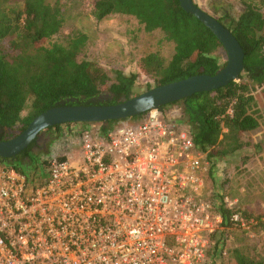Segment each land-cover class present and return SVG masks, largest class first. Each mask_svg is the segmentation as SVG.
Returning <instances> with one entry per match:
<instances>
[{
  "label": "built area",
  "instance_id": "2783aa9c",
  "mask_svg": "<svg viewBox=\"0 0 264 264\" xmlns=\"http://www.w3.org/2000/svg\"><path fill=\"white\" fill-rule=\"evenodd\" d=\"M78 147L82 162L53 154L36 178L0 163V264L207 263L223 215L183 121L149 111Z\"/></svg>",
  "mask_w": 264,
  "mask_h": 264
},
{
  "label": "trees",
  "instance_id": "16d2710c",
  "mask_svg": "<svg viewBox=\"0 0 264 264\" xmlns=\"http://www.w3.org/2000/svg\"><path fill=\"white\" fill-rule=\"evenodd\" d=\"M63 9L60 2L0 0V140L19 135L35 117L54 106L101 105L97 97L106 86L112 98L103 104L133 97L138 73L125 74L114 69V76L110 75L98 61L85 54L89 39L85 32L74 31L62 42L46 44L63 28ZM117 13L135 17L148 32L161 30L165 39L174 43V53L167 64L157 52H150L140 60L141 68L158 74L157 86L198 74L215 75L226 65L221 56L225 49L219 38L185 10L180 0H95L93 15L97 20ZM224 17L228 21L218 20L233 32L245 54V67L239 78L159 109L181 104L182 121L188 126L195 146L206 153L212 166L216 160L249 146L257 148L259 144L245 140L244 134L259 128L262 118L259 90L264 91V0L262 5L245 3L237 18L230 14ZM146 114L131 118H144ZM119 121L122 120L101 122L100 129L106 132ZM61 129L60 124L46 130L60 133ZM29 150L30 147L13 158L0 156V163L36 178L44 172L48 159H41L38 171V166H33L36 161L33 155L40 156L29 154ZM210 201L223 215L220 237L217 241L213 238L210 248L212 259L217 252L223 253L227 229H245L231 220L234 213H240L246 224H252L258 232L264 231L262 215H249L239 206H230L224 194L213 193ZM254 248L252 243L233 247L229 264H264V250L256 253ZM210 264L217 263L212 260Z\"/></svg>",
  "mask_w": 264,
  "mask_h": 264
},
{
  "label": "rangeland",
  "instance_id": "374dc122",
  "mask_svg": "<svg viewBox=\"0 0 264 264\" xmlns=\"http://www.w3.org/2000/svg\"><path fill=\"white\" fill-rule=\"evenodd\" d=\"M200 7L216 18H223L230 14L237 18L245 8V3L253 2L262 5V0H196ZM47 3L63 4L64 25L62 30L46 42H62L74 31H83L88 36L85 54L98 61L104 69L114 76L113 70H122L125 74L138 73L136 87L132 96H136L157 86L158 74L148 73L140 67V60L150 52H157L163 56L167 64L174 53V43L165 39L164 33L157 29L151 32L145 30L144 25L130 15L111 14L102 20H97L93 15L95 0H46ZM227 61V54L221 55ZM260 111L262 114L261 125L253 131L246 132L244 139L254 144L257 148L249 146L224 159L216 160L205 178L204 193L211 199L213 193L225 195V201L230 205L239 206L241 211L249 215L264 217V91L259 90ZM112 94L108 87L102 88L97 100L107 102ZM27 110L25 111V113ZM161 113L171 121H182L181 104L176 103L167 106ZM145 118V117H144ZM141 118H129L115 123L111 128L124 124H138L144 120ZM102 123L96 122L90 125L73 123L62 125V129L43 131L38 139L34 156V167L40 171L42 160L51 155L68 154L71 160L82 162L79 152V132L84 128L98 130ZM246 156V160L244 157ZM42 159V160H41ZM242 228H229L226 230L225 246L222 251L216 253L214 259L208 255L206 264H229L230 250L244 243H252L256 246L255 252L264 250V231L258 232L253 225ZM220 237L216 233L214 240Z\"/></svg>",
  "mask_w": 264,
  "mask_h": 264
},
{
  "label": "water",
  "instance_id": "95a60500",
  "mask_svg": "<svg viewBox=\"0 0 264 264\" xmlns=\"http://www.w3.org/2000/svg\"><path fill=\"white\" fill-rule=\"evenodd\" d=\"M180 1L183 8L204 22L223 44L227 61L222 69L215 75L198 74L159 85L115 104H63L54 106L35 117L19 135L7 140H0V156L2 158L16 157L25 151L42 131L56 125L73 122L96 123L109 120H126L144 115L149 111H137L134 107L137 97L142 95L155 97L154 110H159L164 105L180 101L195 93L218 89L228 85L233 80H237L245 67V54L239 40L218 18L203 10L194 0ZM30 133H32L31 136Z\"/></svg>",
  "mask_w": 264,
  "mask_h": 264
},
{
  "label": "clouds",
  "instance_id": "9594fccd",
  "mask_svg": "<svg viewBox=\"0 0 264 264\" xmlns=\"http://www.w3.org/2000/svg\"><path fill=\"white\" fill-rule=\"evenodd\" d=\"M156 98L151 95H142L137 97L135 108L137 111H154ZM30 136L32 133L29 134Z\"/></svg>",
  "mask_w": 264,
  "mask_h": 264
},
{
  "label": "flooded vegetation",
  "instance_id": "af4514ba",
  "mask_svg": "<svg viewBox=\"0 0 264 264\" xmlns=\"http://www.w3.org/2000/svg\"><path fill=\"white\" fill-rule=\"evenodd\" d=\"M102 104L104 103V102H101ZM45 131V130H44ZM43 132V131H42ZM41 132V133H42ZM40 133V134H41ZM40 134L38 135V137H37V139L35 140V142H33L29 147H30V150L28 151V153L30 154H33V153H36V149L35 148H38V145H37V143H38V139H39V136H40ZM28 147V148H29ZM28 148L26 149V150H28ZM28 155V154H27Z\"/></svg>",
  "mask_w": 264,
  "mask_h": 264
},
{
  "label": "crops",
  "instance_id": "0c3cea01",
  "mask_svg": "<svg viewBox=\"0 0 264 264\" xmlns=\"http://www.w3.org/2000/svg\"><path fill=\"white\" fill-rule=\"evenodd\" d=\"M198 5H200L196 0H194Z\"/></svg>",
  "mask_w": 264,
  "mask_h": 264
}]
</instances>
